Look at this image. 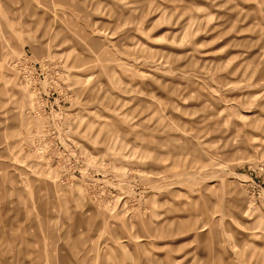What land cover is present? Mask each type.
Returning <instances> with one entry per match:
<instances>
[{
    "label": "rangeland",
    "instance_id": "1",
    "mask_svg": "<svg viewBox=\"0 0 264 264\" xmlns=\"http://www.w3.org/2000/svg\"><path fill=\"white\" fill-rule=\"evenodd\" d=\"M0 264H264V0H0Z\"/></svg>",
    "mask_w": 264,
    "mask_h": 264
}]
</instances>
